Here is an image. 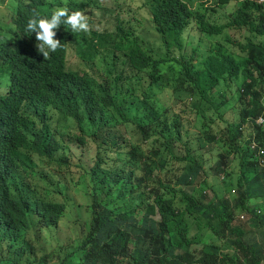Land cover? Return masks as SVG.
Returning <instances> with one entry per match:
<instances>
[{
    "label": "trees",
    "instance_id": "16d2710c",
    "mask_svg": "<svg viewBox=\"0 0 264 264\" xmlns=\"http://www.w3.org/2000/svg\"><path fill=\"white\" fill-rule=\"evenodd\" d=\"M142 1L143 20L127 0H0V264L264 262V217L232 226L264 199V168L241 130L264 114V0ZM231 1L230 21L212 23L208 4ZM59 7L84 11L92 31L61 24L62 47L45 60L26 25ZM192 24L215 39L201 57L185 53ZM230 27L249 34L239 51L217 39ZM70 47L85 69L68 67ZM181 104L201 118L197 134L173 110ZM253 135L264 147V125ZM67 139L97 149L78 182L63 169ZM211 143L224 180L196 185Z\"/></svg>",
    "mask_w": 264,
    "mask_h": 264
},
{
    "label": "rangeland",
    "instance_id": "374dc122",
    "mask_svg": "<svg viewBox=\"0 0 264 264\" xmlns=\"http://www.w3.org/2000/svg\"><path fill=\"white\" fill-rule=\"evenodd\" d=\"M199 1V0H194ZM209 7H211L213 11H209L207 13V16L211 20L212 23H215L219 26L226 25L230 21V17H232V14L237 10L238 5L236 1H231L228 4H226L224 7H217L214 2H210ZM126 9L132 10L134 12V15L140 19L143 20L144 18H147V12L146 9L143 8V1L142 0H127L125 4ZM52 14V13H51ZM91 19L93 21V27L95 29H100L104 27L105 18L103 15L95 14L94 12H90ZM147 25V24H146ZM229 36L233 44L236 46L235 50L239 51V44H242L245 42V39L249 34L245 30H239L237 28H226L223 30L222 34L217 37V39L221 42L226 44L225 37ZM184 42H185V53L188 55H193L194 50H196V56H203L206 55L210 48L212 47V43L215 41V39L207 40L204 36H202L195 24H192L184 33ZM68 67L72 70H83L85 69V66L81 62V60L78 58L75 50L70 47V50L68 52ZM2 74V72H0ZM6 92L5 88L0 87V94H4ZM166 100H169V95L166 96ZM173 110L181 117V120L183 124L191 130L192 133L197 134L198 133V127L201 124V118H197L196 120L194 117L193 111L188 108L187 106L181 105H173ZM226 118L229 120V122H233L236 120L235 115L232 111L228 112L226 115ZM226 127V124L221 121H216L215 124H213V129L216 130L218 128L224 129ZM71 135H77L78 131L74 124H72L70 129ZM249 131L246 130L244 132L245 135H248ZM65 146L67 147V159H68V165H66L63 169L67 172V175L70 177V179L79 181L80 177L85 174V172L93 166L95 159H96V153L97 149L94 144L91 142H88L87 144H78L77 142L67 139L65 142ZM202 152L205 154V158L207 159V169L206 173L202 174V176L196 181V185H199L204 180H207L208 182H212L214 180H220L221 174H216L214 170H211L216 165V157H217V151L214 144H208L206 147L202 150ZM58 167V166H56ZM239 214V213H238ZM159 219V217H157ZM247 227V226H246ZM200 236V234L197 233V230L192 232V237ZM257 237L261 239L262 235L259 231H257ZM211 242L217 243L216 240L210 239ZM251 241V240H246ZM198 242L193 246V249L198 252L202 248V243H199V240H196ZM226 264H232V263H226ZM264 264V262L262 263Z\"/></svg>",
    "mask_w": 264,
    "mask_h": 264
},
{
    "label": "clouds",
    "instance_id": "9594fccd",
    "mask_svg": "<svg viewBox=\"0 0 264 264\" xmlns=\"http://www.w3.org/2000/svg\"><path fill=\"white\" fill-rule=\"evenodd\" d=\"M100 2L103 3V0H100ZM61 24L66 25L67 28H70L71 32L75 34L80 32L90 34L92 31V26L89 23V17L84 11H69L66 7L56 8L52 12L50 18L41 16L38 11L34 10L32 17L27 22L25 31L26 33L36 34V48L38 52L43 54L45 60L49 57L50 52H55L57 49L62 47L61 41L56 38V30ZM235 121H237V118ZM254 125H264V114L260 115V117L252 119V121H248L241 128L244 137L250 141V150L255 154L259 166L264 168V147L255 140L254 135L252 136ZM246 130L249 131L248 135L244 134ZM221 179L223 181L224 177L221 176ZM231 194H236V189H233ZM231 194H229L228 197H230ZM252 206L254 207L255 212L236 213L232 223L233 227L241 226L250 230L255 217H264V199L254 201Z\"/></svg>",
    "mask_w": 264,
    "mask_h": 264
}]
</instances>
